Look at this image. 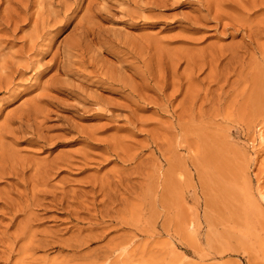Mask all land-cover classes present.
<instances>
[{
    "label": "rangeland",
    "instance_id": "1",
    "mask_svg": "<svg viewBox=\"0 0 264 264\" xmlns=\"http://www.w3.org/2000/svg\"><path fill=\"white\" fill-rule=\"evenodd\" d=\"M242 1L0 0V264H264V2ZM116 146L146 175L137 229L88 225ZM21 227L37 245L6 257Z\"/></svg>",
    "mask_w": 264,
    "mask_h": 264
},
{
    "label": "bare ground",
    "instance_id": "2",
    "mask_svg": "<svg viewBox=\"0 0 264 264\" xmlns=\"http://www.w3.org/2000/svg\"><path fill=\"white\" fill-rule=\"evenodd\" d=\"M227 0H225V2H226ZM240 1V0H239ZM244 1V0H243ZM243 1H242V9L244 8H246L245 10H247V9H249V7L248 6H250L251 5V2H249V4L247 5V6H245L246 4H245V2L243 3ZM253 3H252V5L253 6H255L254 4L256 3V1L255 0H251ZM224 2V1H223ZM261 2V5H262V3L264 2V0H261L260 1ZM218 3H220V2H218ZM222 3V2H221ZM246 3H247V1H246ZM225 4V3H224ZM236 4V3H235ZM257 4H258V1H257ZM234 5V4H233ZM233 5H232V7H233ZM239 6H240V4H238ZM244 5V6H243ZM263 5H264V3H263ZM252 6V7H253ZM258 6H260V4L258 5ZM216 7H217V10H216ZM215 8H214V10L215 11H217L216 12V14L218 13V11H219V6H216ZM236 7H238V6H236ZM248 7V8H247ZM252 7L250 6V9L249 10H252ZM213 8V7H212ZM263 8V7H262ZM230 9H231V7H230ZM209 10V9H208ZM213 10V11H214ZM224 10V9H223ZM236 10H238V9H236ZM235 11V10H234ZM239 11V10H238ZM237 11V12H238ZM208 12V11H207ZM209 12H210V10H209ZM226 12H228V10H226ZM212 12H210L209 14H211ZM215 13V12H214ZM224 14H226L227 16H230V18H231V15H232V17H233V19L235 20H241L242 22H243V19H239V18H237V16H236V18H235V16L233 15V14H229V12H228V14L227 13H224ZM223 14V15H224ZM244 14V13H243ZM246 14V13H245ZM218 15V14H217ZM242 15V14H241ZM226 16V17H227ZM208 17V16H207ZM218 17V16H217ZM220 17V16H219ZM213 18V17H212ZM216 18V17H215ZM222 18V17H221ZM230 18H228V19H230ZM205 19V18H204ZM217 19V18H216ZM219 19V18H218ZM217 19V20H218ZM221 20H223V18L221 19ZM218 22V21H217ZM222 22V21H221ZM237 23H239L238 21H236ZM231 23V22H230ZM233 24V23H232ZM225 25H227V24H225ZM234 26V25H233ZM238 26V25H237ZM235 27H236V24H235ZM239 27V26H238ZM259 29V28H258ZM251 34V33H250ZM256 36V35H255ZM178 88V87H177ZM177 88L176 89H174L175 91L177 90ZM107 149V148H106ZM108 150H109V153H111L112 155H114V156H111L110 155V157H114V159H115V161L117 160V161H119L121 164H123V169H120V170H115L112 174H108L105 178H101L100 180H98V181H95V183H92V184H94L93 186V190H94V197H92V199H93V201H92V205H93V208H94V214H90V217H91V219L92 220H96V221H101V222H99V223H97V222H89L88 223V225H90V226H98V227H105V229H107L106 227H108L109 228V226L111 227V226H114L115 228H117V226H118V228H121V230H122V228H126V229H128V228H138V222H139V218L136 216V214H132L131 212H128L126 215H123L124 214V212H122V211H125V208L128 210V207H125V206H127V204L129 205V203L131 204L132 202V206H136V205H138V204H136L135 205V203L134 202H136L137 200H135V201H133V199L134 198H136L137 199V196H138V194L139 193H141V190H144L145 188H144V186H142L141 187V184H139L138 185V183H140V182H137L136 181V184L134 183V182H132V180H134V179H132V178H134V176L133 175H136V177H139V178H146V175H144V173H142V171H140V169L139 168H141L142 166H136V167H130L129 168V166L132 164V163H134L135 164V162L137 161V159L139 158V154L138 153H127V152H125V150L123 149L122 151H123V153H125V159H124V157L122 158L121 156H120V151H121V148L119 147V146H116V147H114V148H110V147H108ZM107 150V151H108ZM120 153V154H119ZM63 160V159H62ZM63 162V161H62ZM59 163V162H58ZM57 163V164H58ZM138 165H140V164H138ZM12 167H14V166H12ZM15 168H17V167H15ZM14 168V169H15ZM7 169V168H6ZM5 169V170H6ZM14 169H11V170H14ZM9 170V169H8ZM21 170V169H20ZM23 170V169H22ZM144 170V169H143ZM3 171H4V167H3ZM10 171V170H9ZM15 171H18V168L15 170ZM7 173V174H11L12 172H7V170L6 171H4V173ZM4 173L2 172V171H0V176H2V174H3V176H4ZM17 173H19V171L17 172ZM22 174H23V171L21 172ZM45 174L48 176V173L47 172H45ZM6 176V175H5ZM43 177H45L44 179L46 180V176H43ZM42 176H41V178H43ZM148 178V177H147ZM39 178H37V181H39V180H41V179H39ZM138 179V178H137ZM48 180H49V176H48ZM48 180H46V181H48ZM45 181V182H46ZM142 181V180H141ZM35 182H36V180H35ZM40 182V181H39ZM39 182H37V183H39ZM45 182H40L38 185H42V183H44L45 185H46V183ZM90 182H93V181H90ZM48 184H49V182H47ZM42 185V186H45V185ZM37 185V184H36ZM139 186L138 188H136V186ZM147 186V185H146ZM38 187V186H37ZM36 187V188H37ZM40 187V186H39ZM39 187H38V189H39ZM90 187V186H89ZM137 189H139V190H137ZM37 190V189H36ZM42 189H40V192H42L41 191ZM149 190V189H148ZM152 190V189H151ZM38 191V190H37ZM33 192V191H32ZM31 192V193H32ZM39 192V191H38ZM144 192H146V191H144ZM35 193H36V191H35ZM34 193H32V195L31 196H34L33 195ZM142 194H143V191H142ZM98 195H101L102 196V198L100 199V200H98V202L96 201V198H97V196ZM139 195H141V194H139ZM146 195V194H145ZM262 195V194H261ZM31 196H30V198H31ZM38 195H35L34 197H37ZM146 196H148V195H146ZM33 197V198H34ZM70 198H71V196H69ZM139 197V196H138ZM143 198L145 197L144 195L142 196ZM29 198V197H28ZM31 198L33 201H34V199H36V198ZM38 198V197H37ZM41 198V197H40ZM40 198H38L39 200H40ZM64 198V197H63ZM67 198H68V195H67ZM80 198V197H79ZM78 198V199H79ZM56 199H59L57 196H56ZM55 199V200H56ZM65 199H66V195H65ZM146 199V198H145ZM28 200V199H27ZM27 200H26V202H27ZM37 200V199H36ZM42 201H43V199H41ZM40 200V201H41ZM60 200H61V198H60ZM72 200H73V198H72ZM75 200V199H74ZM77 200V199H76ZM80 200V199H79ZM139 200H140V197H139ZM56 201H59V200H56ZM132 201V202H131ZM141 201H142V199H141ZM24 202V201H23ZM28 202H29V200H28ZM27 202V203H28ZM68 203H67V205L69 204V201H67ZM73 202V201H72ZM77 202V201H76ZM143 202V201H142ZM31 203V202H30ZM35 203V202H34ZM64 203V202H63ZM78 203V202H77ZM80 203V202H79ZM33 204V203H32ZM38 204H40V203H38V200H37V202H36V204H35V206L36 205H38ZM42 204H45V203H42ZM66 204V203H65ZM71 204H73V203H70V205ZM89 204H91V203H89ZM99 204H101L102 205V208H98V205ZM16 205H18V204H16ZM19 205H21V204H19ZM57 205V204H56ZM67 205L66 206H62L63 208H69L70 207V205H69V207H67ZM74 206H72L71 208H73V207H76L77 205H76V203H74L73 204ZM76 205V206H75ZM12 206V205H11ZM26 207H28L29 206V204H28V206H27V204L25 205ZM30 206H33V205H30ZM40 206H42V205H40ZM45 206V205H44ZM79 206L80 207H83L81 204H79ZM16 207V206H15ZM14 207V208H15ZM79 207V208H80ZM14 208H11L10 210L12 211ZM20 208H21V206H20ZM29 208V207H28ZM78 208V209H79ZM122 208L124 209V210H122ZM16 209H18L17 211L19 212V211H21V210H19V208L18 207H16ZM16 209H14V211L16 210ZM81 209V208H80ZM80 209H79V211H80ZM134 209H135V207H134ZM67 210V209H66ZM73 210V209H72ZM71 210V211H72ZM76 211V210H75ZM74 211V212H75ZM129 211V210H128ZM130 211H131V209H130ZM134 211V210H133ZM13 212V211H12ZM85 212V211H84ZM135 212H136V210H135ZM24 213V212H23ZM26 213V212H25ZM24 213V214H25ZM31 213H32V211L30 212V214L29 215H31ZM36 213V212H35ZM123 213V214H122ZM14 214V213H13ZM71 215L73 216V214L71 213ZM75 215V214H74ZM78 215H80V213L78 214ZM17 216V215H16ZM76 216H77V214H76ZM28 218H30V220H32V218L33 217H35L34 215H33V217H29V216H27ZM26 219V218H25ZM24 219V220H25ZM91 219H89V220H91ZM72 220H74V219H72ZM83 220V219H82ZM86 220H87V218H86ZM27 221V220H26ZM26 221L24 222V223H26ZM21 223H19V224H21L20 226H22V225H24V223L22 222V220L20 221ZM27 222H29L30 223V221L28 220ZM32 222H33V220H32ZM28 223V224H29ZM78 223V222H77ZM76 224V223H75ZM79 224V223H78ZM80 224H81V222H80ZM27 225V224H26ZM31 225V223L28 225V226H30ZM77 225V224H76ZM24 227H26L25 225H24ZM18 228H20V227H18ZM21 232L19 233V232H16L17 234L15 235L14 233H13V235H15V236H13L12 238H10V236L9 237H7V240L6 241H8V243L6 244V245H9L8 247H6V250H7V252H8V254L7 255H5V252H3L4 253V255L7 257V256H9L10 255V253L13 251L14 252V250H13V246H14V244L13 243H15L16 242V240H17V238H19L18 236H20V235H25L26 233H25V231L27 230V229H25L24 230V228L23 227H21ZM30 229V228H29ZM28 229V230H29ZM91 229V228H90ZM112 229V228H111ZM93 230V229H92ZM107 230H109V229H107ZM119 230V229H118ZM30 231H32V232H30ZM30 231H28L27 232V237L29 238L28 240H30L29 242L30 243H28V244H36L35 243V239H33L34 237H33V230H30ZM102 232H103V230H101ZM106 231L104 230V232L103 233H105ZM32 233V234H31ZM5 235H6V233H5ZM38 235V234H37ZM99 234H97V236H98ZM43 236V235H42ZM46 236H47V234H46ZM41 237V236H39L40 238H38V242H40L41 243V240L42 241H49V237L47 238V237ZM87 237H89V238H95L96 237V235H93V236H95V237H93V236H88V235H86ZM106 236V235H105ZM24 237H26V236H24ZM33 237V238H32ZM36 237H38V236H36ZM52 237V236H51ZM50 237V238H51ZM100 237V236H99ZM101 237H102V235H101ZM3 238V237H2ZM21 238V237H20ZM5 238H3V240H4ZM10 239H11V241H10ZM24 239V238H23ZM23 239H21V240H23ZM26 239V238H25ZM57 239V238H56ZM55 238L53 239V241L54 240H56ZM83 239H84V237H83ZM0 240H1V238H0ZM32 240H34V242L32 241ZM85 240V239H84ZM90 240V239H89ZM18 241V240H17ZM20 241V240H19ZM26 240H24L23 242L25 243L24 245H22L24 248H25V246L26 247H28V244H26V242H25ZM50 241H51V239H50ZM52 241V242H53ZM10 242H11V244H10ZM86 242H88V240L86 241ZM0 243H1V241H0ZM5 242H3L2 243V245H5L4 244ZM18 243V242H17ZM39 243V244H40ZM54 243H57L56 241H54L53 242V244ZM50 244V243H49ZM78 244V243H77ZM76 244V245H77ZM37 245V244H36ZM47 245L48 244H46V245H44V247L43 248H45V246L47 247ZM22 246H20V247H22ZM50 246V245H49ZM75 246V245H74ZM78 246V245H77ZM120 246V245H119ZM19 247V248H20ZM33 247H35L34 245H33ZM32 248V247H31ZM31 248H30V250H31ZM5 249V248H4ZM33 249V248H32ZM5 250V251H6ZM19 250V249H18ZM24 250V249H23ZM23 250H21V251H23ZM34 250H35V248H34ZM38 250V249H37ZM15 251H16V248H15ZM25 253L28 251H26V248H25ZM31 251H33V250H31ZM18 252V251H17ZM15 253V252H14ZM24 253V252H23ZM24 253V254H25ZM13 256V255H12ZM8 260V258L6 259V261ZM6 263V262H5Z\"/></svg>",
    "mask_w": 264,
    "mask_h": 264
}]
</instances>
